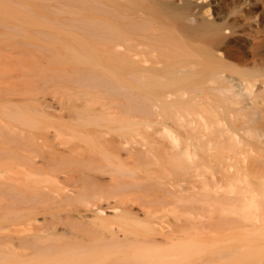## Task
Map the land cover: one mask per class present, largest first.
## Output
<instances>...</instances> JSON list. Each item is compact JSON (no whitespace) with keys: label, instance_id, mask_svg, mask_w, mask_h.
<instances>
[{"label":"bare ground","instance_id":"6f19581e","mask_svg":"<svg viewBox=\"0 0 264 264\" xmlns=\"http://www.w3.org/2000/svg\"><path fill=\"white\" fill-rule=\"evenodd\" d=\"M0 264H264V0H0Z\"/></svg>","mask_w":264,"mask_h":264},{"label":"rangeland","instance_id":"374dc122","mask_svg":"<svg viewBox=\"0 0 264 264\" xmlns=\"http://www.w3.org/2000/svg\"><path fill=\"white\" fill-rule=\"evenodd\" d=\"M23 1V0H22ZM26 1V0H25ZM210 1V0H209ZM46 11L47 12H49V10H47L46 9ZM247 38H245V37H243V38H240V39H235V38H231L230 39V43L228 44L229 45V47H231L232 48V50H237V49H240V48H242L243 50H247L248 48V45H249V43H250V40L249 39H247ZM240 40V41H239ZM243 40H245V41H243ZM246 43H248V45L246 44Z\"/></svg>","mask_w":264,"mask_h":264}]
</instances>
